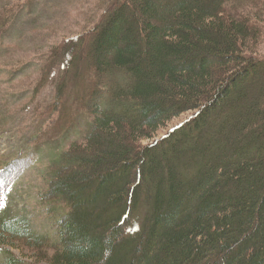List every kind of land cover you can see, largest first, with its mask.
Listing matches in <instances>:
<instances>
[{"label": "trees", "instance_id": "16d2710c", "mask_svg": "<svg viewBox=\"0 0 264 264\" xmlns=\"http://www.w3.org/2000/svg\"><path fill=\"white\" fill-rule=\"evenodd\" d=\"M114 2L44 68L89 117L48 169L56 245L2 210L0 264H264V0Z\"/></svg>", "mask_w": 264, "mask_h": 264}, {"label": "rangeland", "instance_id": "374dc122", "mask_svg": "<svg viewBox=\"0 0 264 264\" xmlns=\"http://www.w3.org/2000/svg\"><path fill=\"white\" fill-rule=\"evenodd\" d=\"M114 1L0 0V212L52 237L53 246L59 224L42 196L48 169L53 157L84 137L89 117L82 111L75 122L64 124L62 111L54 110L62 69L42 85L44 68L62 42L94 27ZM260 47L264 55V42ZM20 243L13 251L37 264L28 240Z\"/></svg>", "mask_w": 264, "mask_h": 264}]
</instances>
